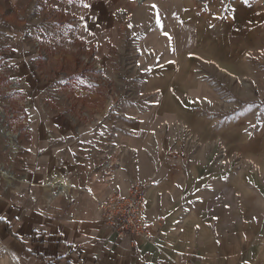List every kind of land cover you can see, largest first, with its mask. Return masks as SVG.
<instances>
[{
    "label": "crops",
    "instance_id": "1",
    "mask_svg": "<svg viewBox=\"0 0 264 264\" xmlns=\"http://www.w3.org/2000/svg\"><path fill=\"white\" fill-rule=\"evenodd\" d=\"M32 1L0 0V18L13 19L16 12L26 19L22 20L25 25ZM78 1L38 0L40 15L44 5L66 18L61 22L60 45L82 43L104 56L108 40L126 50L122 40L126 34L139 55L134 60L137 66L158 65L156 57L173 51L177 57L180 49L188 51V58L208 60L202 50L212 51L215 44L211 43L218 41V34L211 32L214 39L209 36L211 43H205L206 31L224 18L232 24L235 16L231 10L228 17H211L216 8L203 10L195 0H146L142 5L127 0H83L82 5ZM119 7L126 11L125 26L116 14ZM25 33L26 29L22 31V48L27 49ZM212 58L209 61L214 66L225 65ZM187 61L181 67L188 66V83L193 79ZM167 62L162 59L161 64ZM172 64L180 66L179 62ZM227 65L232 68V64H226L229 72ZM132 76H114L120 98L128 100H123L124 104L94 89L87 75L61 76L53 90V80L38 79L34 84L35 79L21 78L30 100L24 107L25 120L19 137L0 139V249L4 264H174L173 251L168 249L172 247L167 244L171 234L163 237L170 221L160 224L150 242L128 234L117 237L96 207L100 165L109 148L120 144L125 153L117 171V188L125 192L133 183L143 182L150 220L157 219L159 209L167 208V201L158 195L174 175L170 170L174 159L167 156L169 135L163 131L171 130L168 120L181 109H167L163 103L142 107L131 101L136 91L126 83ZM66 83H70L67 88ZM75 102H80L81 108L74 106ZM226 263L233 264L234 259L229 257Z\"/></svg>",
    "mask_w": 264,
    "mask_h": 264
},
{
    "label": "rangeland",
    "instance_id": "2",
    "mask_svg": "<svg viewBox=\"0 0 264 264\" xmlns=\"http://www.w3.org/2000/svg\"><path fill=\"white\" fill-rule=\"evenodd\" d=\"M127 1L142 5L146 0ZM195 2L203 10L216 8L211 17L222 19L234 10L233 23L224 18L208 28L205 43H211L209 36L214 39L211 32L218 34V41L211 43L213 50H202L208 60L188 58V51L180 49L177 57L174 51L156 57L158 65L152 66L134 65L139 55L126 34L122 38L126 50L108 40L104 56L82 43L60 45L61 22L66 18L44 5L41 16L38 0L25 25L26 19L16 12L13 19L0 18V139L19 137L24 107L30 101L24 76L35 79L34 84L38 79L53 80V90L61 76L87 75L94 89L123 103L114 76L133 75L126 83L136 91L131 101L142 107L163 103L164 108L181 109L168 120L171 130L163 131L169 135L167 156L174 159L170 168L174 175L166 192L158 195L167 201V208L159 209L155 219L159 224L170 221L163 237L171 234L167 244L174 264H223L229 257L233 264H264V0ZM116 14L125 26V9L119 7ZM24 29L27 49L22 48ZM213 56L225 65L214 66L209 61ZM162 59L168 62L162 65ZM185 60L190 61L189 84L185 82L188 66L181 67ZM2 252L0 264L5 261Z\"/></svg>",
    "mask_w": 264,
    "mask_h": 264
},
{
    "label": "built area",
    "instance_id": "3",
    "mask_svg": "<svg viewBox=\"0 0 264 264\" xmlns=\"http://www.w3.org/2000/svg\"><path fill=\"white\" fill-rule=\"evenodd\" d=\"M125 153V147L113 144L100 165L102 173L97 178L98 190L94 193L101 219L117 237L125 234L152 241L159 230V221L146 216V185L133 183L125 192L116 185V176ZM68 177H64L67 181Z\"/></svg>",
    "mask_w": 264,
    "mask_h": 264
},
{
    "label": "snow or ice",
    "instance_id": "4",
    "mask_svg": "<svg viewBox=\"0 0 264 264\" xmlns=\"http://www.w3.org/2000/svg\"><path fill=\"white\" fill-rule=\"evenodd\" d=\"M0 219H3L2 217H0Z\"/></svg>",
    "mask_w": 264,
    "mask_h": 264
}]
</instances>
